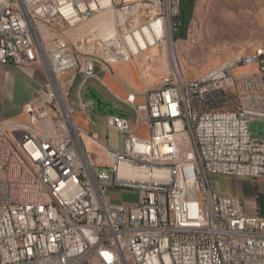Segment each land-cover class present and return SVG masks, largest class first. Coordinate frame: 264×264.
Here are the masks:
<instances>
[{
	"label": "built area",
	"instance_id": "1",
	"mask_svg": "<svg viewBox=\"0 0 264 264\" xmlns=\"http://www.w3.org/2000/svg\"><path fill=\"white\" fill-rule=\"evenodd\" d=\"M181 4L0 0V65L46 74L25 105L28 121L0 120V264H264L258 198L250 213L215 181L264 179V137L250 128L264 119V44L184 83L168 50ZM103 13L113 15L114 33L74 36ZM160 58L166 64L156 70ZM129 61L142 87L125 98L134 120L109 117L124 134L117 149L76 116L97 106L81 94L97 64ZM125 191L135 200H122Z\"/></svg>",
	"mask_w": 264,
	"mask_h": 264
},
{
	"label": "rangeland",
	"instance_id": "2",
	"mask_svg": "<svg viewBox=\"0 0 264 264\" xmlns=\"http://www.w3.org/2000/svg\"><path fill=\"white\" fill-rule=\"evenodd\" d=\"M83 27L84 25L76 32ZM263 37L264 0H196L186 36L176 38L174 35V43L168 45V50L171 63L175 66V60H180L182 74L189 80H195L223 63L254 51ZM152 54L158 55V51L155 50ZM159 61L154 65L156 70H161L159 67L162 63ZM1 71L3 69L0 68ZM98 95L105 102L112 101L113 112L110 114L132 116L128 106L113 99L104 90H99ZM22 96L24 95L19 92L17 101H20ZM11 98L14 100L0 84V108L11 103ZM92 112L108 116V113L98 110ZM105 117L95 119L93 115L92 127L99 130L101 141L122 148L124 134L110 127ZM250 128L253 133H260L264 137V119L251 122ZM136 197L134 192L125 191L122 200H135ZM260 202L264 213V192L260 196Z\"/></svg>",
	"mask_w": 264,
	"mask_h": 264
},
{
	"label": "crops",
	"instance_id": "3",
	"mask_svg": "<svg viewBox=\"0 0 264 264\" xmlns=\"http://www.w3.org/2000/svg\"><path fill=\"white\" fill-rule=\"evenodd\" d=\"M96 20H98V18L86 23V25H84L80 31H77V33H82L85 30H92L95 28L97 29L98 27H96L94 24ZM253 52L254 51L250 53ZM0 68L3 69V71L0 72L1 87H4L5 92H9L11 97L14 98V100L11 98L9 100L11 103L7 104L4 108H0V120L27 122L28 114L25 111V105L28 101L33 99L39 90L43 88L46 81V74L39 66L23 67L17 65H0ZM79 83L80 80L78 79L74 84L71 95V103L72 99L74 98V103H72V105L75 106H77L79 101ZM141 87L142 83L139 77V67L136 61L120 62L112 65V67H108L103 63H98L96 66V76L92 77L81 89V94L83 99H87L88 96H91V92H96L98 94L99 90H104L110 97L128 106L132 113L131 119L134 120V109L125 102V98L132 88ZM19 92L24 96L21 97L20 101H17L16 98ZM137 98L139 101L144 99L143 96H138ZM109 102L111 103L112 101L109 100ZM106 109H109L108 106H106L105 110ZM96 110H98L97 106L80 111L78 112L76 118L82 126L96 132L97 136L99 137V130L92 127V117L95 115V119H100V116H105L100 113L92 112ZM104 113H108V116H106L107 118H105L109 124V117L111 114L109 112ZM107 145L117 149L123 148H118L110 144ZM215 181L221 194H236L243 197L245 201V207L250 213H256V200L258 198L260 212L264 214L261 209L260 202V196L264 192V179L253 180L250 178L227 177L219 175L215 177Z\"/></svg>",
	"mask_w": 264,
	"mask_h": 264
},
{
	"label": "bare ground",
	"instance_id": "4",
	"mask_svg": "<svg viewBox=\"0 0 264 264\" xmlns=\"http://www.w3.org/2000/svg\"><path fill=\"white\" fill-rule=\"evenodd\" d=\"M181 8H182V4H181ZM182 10V9H181ZM102 16V15H101ZM100 17V16H99ZM96 17L98 18V20H96L94 22L95 26L98 27L97 29L100 30V34L101 35H107V34H111V33H114L116 31V24H115V21H114V18H113V15L112 14H107V13H104L102 17ZM83 26V25H82ZM80 26V27H82ZM177 26L180 27L181 26V19H180V16L177 17ZM78 27V28H80ZM77 28V29H78ZM76 29V30H77ZM75 30L74 32V36L77 37L78 35H82L84 33H86L87 31H92V30H85L83 31L82 33H77ZM263 44H264V37L260 43L259 46H257V48L254 50L253 53H250V54H246L245 56H242V57H246V56H249V55H253V54H256V53H259L261 51V49L263 48ZM160 60L159 62H161V66L159 67L160 69H163L165 64H166V61L164 58H160L158 59ZM177 61V65H173V68H174V73L176 76H179V80L184 82V83H191V84H198L200 83L202 80L208 78L210 76L211 73L215 72L216 69L220 68V67H223V66H227V65H231L233 64L234 62H238V58H234L233 60L229 61V62H226L225 64L219 66V67H216L214 68L211 72H209L208 74L198 78V79H195V80H189L187 79L183 74H182V71H180V60H175ZM157 63V61L155 62V64ZM130 258L131 259H138V251H130Z\"/></svg>",
	"mask_w": 264,
	"mask_h": 264
},
{
	"label": "trees",
	"instance_id": "5",
	"mask_svg": "<svg viewBox=\"0 0 264 264\" xmlns=\"http://www.w3.org/2000/svg\"><path fill=\"white\" fill-rule=\"evenodd\" d=\"M196 0H183L182 10H181V26L179 31L175 34V37H185L188 31V25L192 19Z\"/></svg>",
	"mask_w": 264,
	"mask_h": 264
},
{
	"label": "water",
	"instance_id": "6",
	"mask_svg": "<svg viewBox=\"0 0 264 264\" xmlns=\"http://www.w3.org/2000/svg\"><path fill=\"white\" fill-rule=\"evenodd\" d=\"M91 96L96 100L97 107L100 112H113V109L111 108L112 103L103 101L96 92H91ZM104 106H108L109 109L105 110Z\"/></svg>",
	"mask_w": 264,
	"mask_h": 264
},
{
	"label": "flooded vegetation",
	"instance_id": "7",
	"mask_svg": "<svg viewBox=\"0 0 264 264\" xmlns=\"http://www.w3.org/2000/svg\"><path fill=\"white\" fill-rule=\"evenodd\" d=\"M104 108H106V106H104Z\"/></svg>",
	"mask_w": 264,
	"mask_h": 264
}]
</instances>
